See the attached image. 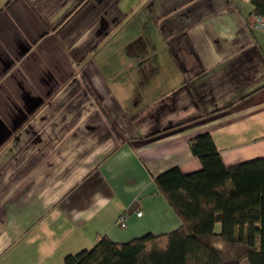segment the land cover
I'll use <instances>...</instances> for the list:
<instances>
[{"label":"crops","instance_id":"crops-1","mask_svg":"<svg viewBox=\"0 0 264 264\" xmlns=\"http://www.w3.org/2000/svg\"><path fill=\"white\" fill-rule=\"evenodd\" d=\"M255 1L0 0V264L176 230L155 178L200 170L199 134L264 159Z\"/></svg>","mask_w":264,"mask_h":264},{"label":"trees","instance_id":"trees-1","mask_svg":"<svg viewBox=\"0 0 264 264\" xmlns=\"http://www.w3.org/2000/svg\"><path fill=\"white\" fill-rule=\"evenodd\" d=\"M255 5L264 14V3ZM189 146L200 170L174 167L155 178L179 228L129 242L100 235L92 249L67 255L63 264H264V159L228 167L209 133Z\"/></svg>","mask_w":264,"mask_h":264},{"label":"built area","instance_id":"built-area-1","mask_svg":"<svg viewBox=\"0 0 264 264\" xmlns=\"http://www.w3.org/2000/svg\"><path fill=\"white\" fill-rule=\"evenodd\" d=\"M248 1V0H247ZM248 24L256 29H260L264 31V14H253L248 19ZM138 215H141V212L138 213ZM118 223L121 227L126 226V215L122 214L119 219Z\"/></svg>","mask_w":264,"mask_h":264},{"label":"rangeland","instance_id":"rangeland-1","mask_svg":"<svg viewBox=\"0 0 264 264\" xmlns=\"http://www.w3.org/2000/svg\"><path fill=\"white\" fill-rule=\"evenodd\" d=\"M243 264H248V261L246 259L243 260Z\"/></svg>","mask_w":264,"mask_h":264}]
</instances>
